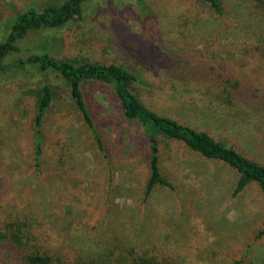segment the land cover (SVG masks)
I'll list each match as a JSON object with an SVG mask.
<instances>
[{"label":"rangeland","instance_id":"1","mask_svg":"<svg viewBox=\"0 0 264 264\" xmlns=\"http://www.w3.org/2000/svg\"><path fill=\"white\" fill-rule=\"evenodd\" d=\"M60 1L0 0V40L18 11ZM221 3L224 13L217 15L198 0H91L80 19L28 32L4 62L43 48L56 58L115 61L139 69L162 84L147 86L150 95L156 89L148 100L152 106L264 164V118L210 102L216 88L208 92L198 79L208 71L212 78L232 73L264 91V0ZM44 79L53 91L42 124L47 141L42 164L51 172L47 189L35 173L25 175L21 162L33 91ZM83 91L106 156L72 107L59 76L29 68L0 72V169L18 187L32 180L29 191L45 222L70 218L72 207L85 196L88 210L103 209L96 228L103 241L114 237L120 221L126 228L122 233L132 238L130 245L140 242L134 245L139 249L148 243L141 242L147 236L160 247L172 244L185 264H264V236L255 237L264 223V193L256 183L233 196L237 174L232 167L159 136L160 169L172 187L156 186L144 202L149 145L142 127L124 118L110 86L89 81ZM70 232L79 239L86 235L76 227ZM83 245L91 252L100 250L94 241ZM0 264H13L1 250Z\"/></svg>","mask_w":264,"mask_h":264},{"label":"trees","instance_id":"2","mask_svg":"<svg viewBox=\"0 0 264 264\" xmlns=\"http://www.w3.org/2000/svg\"><path fill=\"white\" fill-rule=\"evenodd\" d=\"M88 1L91 0L48 2L41 8L32 6L18 11L10 20L7 34L0 40V72L29 68L44 76L47 74L59 76L68 90L72 107L88 127L90 137L103 156H106L105 145L86 103L83 86L89 81L110 86L122 115L140 124L149 145L148 175L142 198L144 202L156 186L172 187L160 169L159 136L178 140L201 156L217 159L232 167L237 174L232 190L233 196L252 182L264 193L263 163L246 156L209 131L181 121L149 103L148 100L155 94L156 89L150 91V95L147 88L154 84L162 86L158 84L156 76L143 75L139 69L115 61L101 62L89 59L74 61L56 58L43 48L23 59L4 62L7 55L18 49V40L28 32L57 28L69 21L80 19L83 15V6ZM198 1L206 4L217 15L224 13L221 0ZM208 73L209 71L200 73L198 79L201 80V84L206 85L208 92L216 88V92L210 93L213 97L210 102L231 107L235 113L260 115L264 118V91L256 89L250 81L242 80L239 75L216 73V77L212 78L211 75H206ZM192 91L195 90L188 89V92ZM33 92L34 104L31 118L24 130L25 149L21 162L22 167L26 169L25 175L31 176L35 173L41 186L47 189L50 186L51 172L42 164L43 150L47 144L42 124L51 107L53 91L48 81L44 79ZM31 182L29 179V186ZM29 186L18 187L12 184L0 169V250L13 264H185L180 254L171 247L172 244L160 247L158 243H151L152 240L147 236L141 242L148 243L141 245L139 249L134 245L138 246L140 242L130 245L128 239L132 238L122 233L126 228L121 226L120 221L118 225L117 223L114 225V237L103 241L96 229L103 209L96 207L88 210L85 196L80 197L82 203L80 201L78 205L72 207L68 216L70 218L49 219L45 222L40 214L37 197L35 193L29 191ZM74 188L80 196L79 185ZM63 221L67 225H64ZM74 227L78 231H86L85 237L74 238L70 232ZM262 236L264 223L255 235L256 239ZM84 241L96 242L100 250L94 252L86 250ZM240 262L241 260H236L235 264Z\"/></svg>","mask_w":264,"mask_h":264}]
</instances>
